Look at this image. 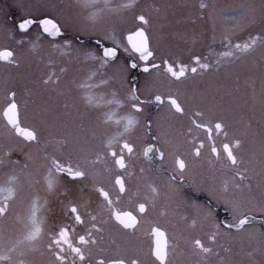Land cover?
I'll list each match as a JSON object with an SVG mask.
<instances>
[{
	"label": "snow or ice",
	"instance_id": "6c2138e0",
	"mask_svg": "<svg viewBox=\"0 0 264 264\" xmlns=\"http://www.w3.org/2000/svg\"><path fill=\"white\" fill-rule=\"evenodd\" d=\"M83 9H91L85 18L91 22V26L77 25L71 20H61L54 14L57 5H45L49 11L41 12L38 17V27L40 31L35 40L28 39L30 26L37 23L34 18H22L19 22H13L14 27L0 25L8 33L9 39L23 48L29 45L31 50L39 47L37 41L41 38H49L50 47L57 50L61 56L80 59L81 55L85 62L92 61L95 67L88 70L87 74L77 83V88L81 91V100L90 109L99 112L97 126H107L109 124L120 127V131L107 140H103L97 149L83 153V164L77 163L73 166L55 153H49L46 149L49 142L41 143V135L46 127L51 126L48 113L50 109L38 112L39 123L35 126L25 124L20 119L21 104L16 98L15 91H6V106L3 108V118L6 121V136L11 139L13 131L17 138L14 144L0 146V166H7L13 169L7 175L6 180L0 183V221H5L15 210V201L21 188L19 173L15 172L17 167L27 169L29 163L33 161L31 151H24L25 147L35 145L41 153V158L46 161L45 181L51 191L54 185L59 183L60 174H65L71 179L92 178V187L101 200L99 209L101 216L90 211L85 203L69 200L65 205L64 215L66 222L51 225L45 231L46 219L42 214L43 205L38 203L39 197H33L28 204L26 213L23 216L16 215V222L21 226L19 232L13 237L6 228L0 227V264H36L28 259L30 253L39 251L44 260L41 264H182L179 257L183 255V250L177 238L176 243H170L167 236V229L160 224L153 222L151 236L154 237L149 247V251L142 258L141 255L129 256L119 251L115 237L120 233L134 234L140 224L138 215L133 211L120 210L117 205L125 197L134 202V207L139 216H147L149 211L157 208V200L160 196V189L145 175V169L139 168L137 172L132 164V157L135 153L133 134L137 129H142L145 135L155 132L153 140H160L167 147L170 144V132L163 121L170 122L168 128L174 127V122L178 117H183L187 110L195 108L190 119V124L197 130L207 133L209 160L208 164L215 171L225 173L231 170L230 180L223 181L222 186L209 187L207 194L209 201L207 204L192 203L188 205L195 210V215L179 216L187 228L195 229L198 220L209 224V229L205 233V238L195 236L185 239L188 249V256H195L197 264H245L243 260L233 259V245L240 246V253L247 256V264H257L252 259L254 253L264 258V230H256L255 233L246 232L251 216L247 212H241L240 208L245 204L255 203L264 207V71L261 75V99H260V131L257 134L254 128L252 117H241L238 123L240 128H232V121L225 112L230 109H220L221 114H215L218 102L215 95L193 92L191 95L185 94L179 87L172 90V85H179L188 78L189 71L195 75L198 71L209 72L213 66L219 67L226 60L239 59L253 52L258 45L264 46V3L257 8L253 3H241L230 9L233 14L228 17L232 19L234 27H239L241 31H249L254 26L259 25L260 31L252 35L249 31L248 39L243 42L233 43L230 37L225 34L222 40L225 42V50L218 52L217 58L211 63L206 62L207 57L198 54L191 55V68L183 62L170 60L168 53H164L159 63L152 61L157 59V53L151 48L150 38L146 34L149 20L141 13L135 15L134 19L140 22L134 33L130 32L126 37L131 51L125 47L123 51L128 53L123 62H120L121 40L118 38L117 20L122 18L124 10L132 9L135 0H128L127 3L113 4L112 0H78ZM21 10L30 9L32 5L25 6L18 4ZM199 8L208 9L209 5L201 0ZM218 14L223 15L221 10ZM107 16L115 18L112 20L110 30L98 27V21ZM211 16V13H210ZM68 29H72L76 34L72 39H63V43H53L57 38L66 37ZM18 30V33H17ZM215 30V29H214ZM17 34L19 39L16 38ZM84 35L87 39H81ZM133 37L138 38L134 40ZM215 39V37H213ZM138 57V58H137ZM151 58V59H150ZM0 60L19 67L14 54L9 50H0ZM54 65V61L49 60V67ZM140 69L144 74L155 72L157 77L163 75L167 81L156 82L145 81L141 85L135 77L132 80L126 79V74L131 70ZM163 69V73L160 70ZM66 67H59L58 71L53 68L48 71L40 80V84L45 90L57 91V86L61 83L62 76L66 73ZM8 78L5 77L7 83ZM125 84L127 88L125 89ZM108 88V92L97 93L95 90ZM161 88H166L162 91ZM123 90V91H122ZM148 95L145 96L144 93ZM31 95V92H28ZM59 95H63L62 92ZM252 98L255 99V90ZM115 105V109H113ZM155 105L157 116L151 118L145 111L146 106ZM27 107V101H25ZM69 108L67 102L63 105ZM126 108L123 115L119 110ZM104 109V111H101ZM163 110L164 116L160 115ZM64 119L63 126L69 127L76 117L70 111L61 113ZM61 116H54L53 121H60ZM81 127V125H77ZM213 131L219 135L223 134L224 142L221 148L217 147L212 135ZM257 135L259 139L257 140ZM27 142V143H25ZM186 143L192 145L191 154L195 159H199L202 150L205 148V141L199 137L192 136L190 127L186 133ZM75 143L79 146L81 141L79 135L73 136L69 131L65 138L59 141L61 151ZM259 145V160H255V153H251L249 159H245V144ZM119 145L120 151L115 150ZM21 151L25 158V163L20 165L19 161L10 159L14 151ZM127 153V155H125ZM173 158V173L167 176V191L165 199L170 200L180 196V189L177 187V175L179 181L185 180L184 173L188 169V163L179 153L173 151L167 153ZM89 156H93L89 159ZM147 156V150L145 151ZM159 159L162 161L166 153L158 150ZM259 165V172L255 165ZM103 165L104 171L109 172L116 169L114 183L111 189L106 188L95 178V169ZM216 165H219L216 168ZM153 169L150 168L149 171ZM158 175H164L162 171L156 169ZM120 173H123L121 175ZM259 175L260 180L253 185L252 179ZM145 185L151 195H140L141 185ZM257 190L259 198H257ZM222 205L226 216L223 220L216 215V207ZM46 203V202H45ZM187 204V201H185ZM179 209V204L176 206ZM165 213L161 211V215ZM102 217V218H101ZM87 225V227H85ZM81 232H77V228ZM113 237L110 244L118 249L115 255H105L104 247L105 233ZM46 236V240H45ZM255 244L251 251H244V244ZM99 257V258H97ZM259 264H264L262 259Z\"/></svg>",
	"mask_w": 264,
	"mask_h": 264
},
{
	"label": "flooded vegetation",
	"instance_id": "af4514ba",
	"mask_svg": "<svg viewBox=\"0 0 264 264\" xmlns=\"http://www.w3.org/2000/svg\"><path fill=\"white\" fill-rule=\"evenodd\" d=\"M17 1L20 2V0H0V14L7 12V17L11 21L12 16H15L20 11H24L17 7ZM24 1L25 2H21L27 6L29 0ZM32 1L40 3L35 4L34 7H37L36 9L41 8L48 11L49 9H47L45 5L54 3L58 7L59 4L65 2L66 0ZM153 1L155 0H152V3L156 7L158 3ZM180 1L181 5L185 6V9L184 11L181 10V13L177 17H181V22L186 27L185 32L188 33V38L184 37L186 39L180 40V42H174L173 40L169 42L171 44L166 43L164 44V47L161 48L151 45V48L157 53V59L152 61L153 63H159L160 58L164 53L169 54L168 58L170 60L183 62L187 64L189 68L194 66L191 63L192 54H198L202 58L207 57L206 62L211 63L217 58L216 54L218 52L225 50V42L222 40V37L225 34L230 37L233 43H236L247 40L249 31L252 35H256L260 31L259 25L254 26L249 31H241L239 27H234L235 22L228 17L233 14L229 10L234 8V6L237 4L253 3L259 9L262 3H264V0H204V2L209 5V8L203 10V12L199 8V3L201 0ZM168 2L166 3V6L168 5V7H174V3L169 4ZM149 6L151 7V1ZM221 10L224 12L223 15L218 14ZM38 14L40 15V13ZM134 16L135 14L133 12L130 16L131 18H128L134 22L132 27L127 30V33L136 30L138 26L135 22L139 21H136ZM25 18L29 17L27 16ZM36 19L38 21V18ZM113 19L114 18L110 19L107 17L105 23H98L97 26L108 30L109 27L112 26ZM120 19L121 18H119V21L122 20V22H124L123 19ZM36 24L38 26V22ZM194 32V35L197 37H190ZM74 35L75 34H73L72 29H68L66 37L57 38V40L52 42L60 44L63 43V39H72ZM213 37H215V39H213ZM80 38L85 40L87 39L86 36H81ZM42 44L44 46L40 52H46V54H48L49 51L47 50L50 49V51H56L57 55L51 59V61H54V65L51 68L49 67V62L46 65L43 63V61H37L41 66L36 65L33 68L31 66L33 59H30V63L27 61L29 68L28 65L25 66L26 73L28 70H31L32 74L30 75L31 78L25 81L23 84L24 87L22 88L26 97V99L23 98L20 101V119L23 121L22 126L25 124L33 126L37 125L39 123V117L37 113L43 112L44 109H50L48 113V119L51 126L46 127L43 131L41 135V143L44 144L45 142H49V146L46 150L49 153H55L56 155H59L66 164L71 163L73 166H75L78 162L83 164V153L97 149L103 140L111 138L121 129L120 127H117L113 124H109L107 126H97V120L100 115L99 112L90 110L85 105H76L77 83L87 74V72L85 73L84 71H86L85 69H88L93 62H81L84 64H79L80 66L77 68L65 60L66 56H61L57 50L50 47L49 38L44 40ZM194 48L196 51H188V49ZM256 49H261V52H263L264 46L258 45ZM129 50L131 51L130 48ZM126 56L127 55L124 57L121 56L120 60L123 62ZM244 57L245 56L239 59L226 60L225 63H222L218 68L213 66L212 70L206 73L198 71L195 75H193L189 71L187 74L188 78L182 81L179 85L173 84L172 90L175 91V89L179 87L183 93L188 95H191L193 92L215 95L218 102V108L214 110L215 114H221L220 109H230V112H225L224 114L229 116L232 121V128L234 129L240 128L241 125L238 123V121L241 117H252L254 121V128L258 134L261 126V75L262 71H264V55L258 57V59L254 62V64L257 65V67L254 68V71H257L256 74H253V76L250 75L252 74L250 73L248 77H242L241 75L242 73L244 74L246 71H249V64H252V62H250L251 59L245 62ZM73 58L77 60L75 57ZM25 63L26 61H24V64ZM59 67H66L67 71L62 76L61 83L59 86H57V91L52 92L50 89L45 90L40 84L41 78L53 68L58 71ZM160 72L163 73V69H161ZM133 77H135L141 85H143L145 81L150 83L156 82L157 86H159L160 80H164L165 83H167L163 75L157 77L155 72L144 74L139 68L131 70L126 76L127 80H132ZM125 87L127 88V84H125ZM161 90L166 91L167 89L161 88ZM253 90H255V99L252 98ZM29 91L31 92V95L28 94ZM60 92H62L63 95H59ZM52 93H54V95L57 97L55 101L52 98H49V95ZM33 94H37L38 96L41 95V100L39 99L35 102L32 97ZM144 95L147 96L148 93L145 92ZM25 101H27V107H25ZM65 102H67L70 106L67 109L63 107ZM113 109H115L114 106ZM2 110L1 116L3 118ZM65 111L72 112L76 117L74 122L69 124L68 128L63 126V121L65 118L61 116V113ZM101 111H104V109ZM125 111L126 108L120 109V115H123ZM145 111L151 118H156L157 109L155 105L146 106ZM194 111V107L190 110H187L183 117H178L175 120L174 127L171 128H168V124L170 122L167 120L163 121L165 128H167L170 132V144L167 147L162 143V141L152 139V136L155 134V132L145 135L144 130L137 129V131L133 134L132 138L135 144V153L131 162L135 166V170L137 172L139 171L140 167L145 169V175L155 184V186L160 189V196L157 200L156 210L149 211L147 216H139L138 212L135 210L134 202L128 200L127 197L121 200L120 204L117 205V208L120 210L133 211V214L138 215L140 219V224L135 230L134 234L120 233L115 237L116 244L119 245V251L123 252L125 255L135 256L139 254L143 258V256L148 253L149 247L152 243V240L154 239V237L151 236V227L153 226V222H155L167 229V236L170 243H176L177 238H179V243L181 245V249L183 250V255L179 257L182 264H197V258L195 256H188L187 254L188 249L185 245V239L195 237L197 235L202 239L205 238V233L209 229V224L198 220L197 227L195 229H190L180 222L179 216L185 214L189 216L195 215V210L188 205L192 203L207 204L209 201L207 189L213 186L219 189L222 186L224 180H230L231 170H227L222 174L221 172L215 171L209 166L208 144L210 142L206 140L207 133L202 130H197L190 124V119L195 118L192 116V112ZM160 115H165L163 110L160 112ZM54 116H61L60 121H53L52 118ZM3 121L6 125L4 118ZM77 125H81V127H77ZM190 127L192 128L193 137H199L201 140L205 141V148L202 150L201 157L198 160L195 159L191 154L192 145L185 142L186 133ZM77 130H82L83 132L81 133L83 134H89L88 137L79 136L81 141L79 146H76L75 143H73L72 146L66 147L61 151H57L59 148V141L64 139L65 135L69 131H71L74 135V133H77ZM212 135L215 139L217 147H220L222 152V144L226 142L224 141L223 134L217 135L213 131ZM17 139L22 140V138H17L13 131L12 138H5V142H0V146L14 144L17 142ZM258 139L259 136L257 135V140ZM257 149L258 143L254 145L246 143L244 149L245 159H249L250 154L254 153ZM115 150L117 152L120 151L118 144L115 146ZM146 150L147 156H145ZM158 150H163L166 153V156L162 161L159 159ZM24 151L32 152L33 161L29 163V167L27 169L21 170L19 167L15 169V172L19 173L20 175L21 188L16 197L14 212L10 214L7 220L0 221V227L6 228L7 230L11 229V235L15 237L21 227L16 222L15 217L16 215L23 216L26 213L28 204L33 197H39L38 203L43 205L42 214L46 219V232L51 225L60 224L67 221V218L64 215V205L69 200L85 203L86 207L90 211H92L94 214H97L98 216H101L99 209L101 200L98 197V194L93 190L91 177L87 179H71L65 174H60L59 183L54 185L53 189L50 191L45 181L47 162L41 158L39 149H37L35 145H31L30 147H25ZM173 151H179V153L188 163V169L184 173L185 180L183 182L179 181V176L177 175V187L180 189V196L166 200L165 193L167 191V176L168 174L173 173L174 170L173 158L171 155H167V153ZM125 155H127V153H125ZM88 158L92 159L93 156H89ZM10 159L13 161H19L20 165L25 163L23 153L18 150L11 154ZM218 167L219 165H216V168ZM150 168L153 170L149 171ZM156 169L162 171L164 175H158ZM12 172V168L0 166V183H3L6 180L7 175L11 174ZM116 172V169L106 172L104 171V166L100 165L95 169V178L106 188L111 189L112 184L114 183ZM120 174L123 175V173ZM140 195L141 197L144 195H151L150 191L143 184L140 187ZM185 201H187V204H185ZM177 204H179L178 210L176 208ZM213 206L216 207V215L218 218L223 220L226 216L224 207L222 205L216 206L214 202ZM161 211H163L165 214L161 215ZM258 218L261 219L260 223H248L247 227L257 225L259 228H261V230H264L263 217ZM85 227H87V225H85ZM76 231L81 232L82 229L78 227ZM112 239L113 237L106 232V243L104 247L107 251L105 255H115L118 251L115 245L109 243V241ZM232 247L233 259L243 260L245 264H247L249 258L239 254L240 246L233 245ZM243 247L244 251L252 250V245H249L247 242H245ZM254 257L255 256H253L252 259L256 260L257 264H259L257 259ZM27 258L35 261L36 264H41V262L44 260V257L41 256L39 251L30 253Z\"/></svg>",
	"mask_w": 264,
	"mask_h": 264
},
{
	"label": "rangeland",
	"instance_id": "374dc122",
	"mask_svg": "<svg viewBox=\"0 0 264 264\" xmlns=\"http://www.w3.org/2000/svg\"><path fill=\"white\" fill-rule=\"evenodd\" d=\"M25 2L24 0H20V2L17 1L18 4H21L22 2ZM137 1V2H136ZM151 1V7L149 6ZM155 0L153 2H157V6L155 7L152 3V0H135V5L132 9H126L124 10V15L121 19L124 20V22L117 20V32L119 34L118 38L121 40L120 43V49H121V56L124 57L125 55H128V53H125L123 49L125 47H128L125 43L124 35L127 33V30L132 27L133 22L128 18H131V14L134 12L135 15H139L143 13L146 18L149 20L148 25L144 26L146 28V34L150 38V44L153 46H157V48L164 47V44L169 43L174 40V42H180V40H184L188 38V33L185 32L186 27L184 24L181 22V17H177L180 13L181 10L184 11L185 6L181 5L180 0ZM128 0H112L113 4H120V3H127ZM174 3V7H168L166 6V3ZM14 3V1H13ZM40 4L36 1L29 0L28 5H32L30 9L27 10V15L25 14V11H20L18 14L15 16H12V20L10 21L7 17V12H4L3 14H0V25L6 24L7 27H14L13 22H19L20 19L25 18V17H32V18H38L39 14L41 12L47 11L43 9H36L37 7H34L35 4ZM137 3V4H136ZM177 6V7H176ZM173 8V10H172ZM178 9V10H176ZM49 11V10H48ZM91 9H83L80 7L78 0H66L65 2L61 3L58 5L55 11V15L61 20V22L65 20H71L72 22L76 23L77 25H85L90 27L91 22L85 19ZM174 18V19H173ZM107 19V16L102 18L98 23H105ZM115 19V18H114ZM129 22V23H128ZM138 26H140L139 22H135ZM101 25V24H100ZM111 27H109L108 30H110ZM106 30V29H105ZM73 31V30H72ZM39 32V28L37 24L31 25L30 26V31L28 32V39L30 40H35L36 35ZM18 33V30H17ZM73 34H76L73 31ZM195 32L190 36L193 38H196L197 36L194 35ZM81 36H84L81 34ZM80 36V37H81ZM186 37V38H184ZM17 39H19V35L17 34L16 36ZM44 40H47V38H41L39 41H37L39 47H37L35 50H31L29 48V45L25 44L23 48L18 47L14 40L9 39L8 33L3 30V28H0V50L2 49H8L13 52L15 60L19 63V67H15L12 64H9L7 61H2L0 60V142H5L6 136V125L3 121V118L1 116V110L3 107L6 105V100H5V93L6 91H15L16 93V98L20 102L23 98L26 99L24 91L22 88L24 87L23 84L25 83L26 80L31 78L32 71L28 70L26 73V67L28 65L27 61L30 63L31 58L33 59V63L31 66L34 68V66L39 65V62L47 63L49 60H51L54 56L57 55L56 51H49L48 54L46 52H40L41 49H43V44L42 42ZM57 40V39H56ZM173 43V42H172ZM171 44V43H169ZM129 49V48H128ZM45 51V50H44ZM130 51V50H129ZM188 51H196V49H188ZM264 55V51L261 52V49H255L253 52L250 54L246 55L244 57L245 62L247 60H250L252 64H249V71H246V73H242V77H248L250 75L256 74L257 71H254V68L257 67V65L254 64L255 60L258 59V57ZM25 58V59H24ZM28 58V59H26ZM65 60L69 63L72 64L73 66L77 67L80 66L79 64H84L81 62H85L83 59V56L81 55L79 60H75L73 57L69 58L66 57ZM24 61L26 63L24 64ZM39 61V62H37ZM240 61V60H239ZM122 62V60H120ZM241 62V61H240ZM92 65V66H91ZM88 69H85V73L88 72V70L92 67H95V65L92 63ZM246 65V64H245ZM29 68V65H28ZM253 68V69H252ZM252 70V71H251ZM28 74V75H27ZM127 76V74H126ZM254 76V75H253ZM5 77L8 78L7 83L5 82ZM127 79V78H126ZM126 89V87H125ZM40 90V89H38ZM97 93L100 92H108L110 89L108 88H100L95 90ZM41 96V95H40ZM40 96L37 94H33L32 97L34 101L36 102L37 100H41ZM81 91L77 88L76 90V105H84L83 101L81 100ZM49 98L55 99L57 98L54 93L49 95ZM57 101V100H56ZM21 103V102H20ZM114 108L116 107L113 105ZM112 106V107H113ZM82 130H77V133H74L73 136L79 135V136H84L88 137L89 134H83ZM89 133V132H88ZM255 153V160H259V145L258 149L254 152ZM256 171L259 172V165L256 164ZM260 180L259 175L255 176L252 179L253 185ZM257 198H259V192L257 190ZM241 212H247L248 214L251 213V215L258 216V217H263V222H264V207H260L255 203L251 204H245L240 208ZM250 228V229H249ZM256 230H261L257 225H252L251 227H247L246 231L255 233ZM9 233H12V230H8ZM255 247V244L252 245V248ZM254 258L257 259L258 263L264 259L262 258L259 253H254ZM256 261V260H255Z\"/></svg>",
	"mask_w": 264,
	"mask_h": 264
},
{
	"label": "water",
	"instance_id": "95a60500",
	"mask_svg": "<svg viewBox=\"0 0 264 264\" xmlns=\"http://www.w3.org/2000/svg\"><path fill=\"white\" fill-rule=\"evenodd\" d=\"M37 22H38V21H37ZM17 23H18V22H17ZM135 31H136V30L132 31V33H134ZM129 33H130V32H129ZM129 33H126L125 36H124V38H125V41H126L128 47L131 49V45L128 44V41H127V39H126V37L128 36ZM133 39H134V40H137L138 38L133 37ZM3 50H5V49H3ZM6 50H7V49H6ZM2 115H3V110H2ZM249 215H250V214H249ZM250 216H251V219H250V222H249V223H260V222H261V219H260V218L255 217V216H252V215H250Z\"/></svg>",
	"mask_w": 264,
	"mask_h": 264
}]
</instances>
